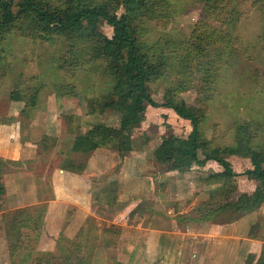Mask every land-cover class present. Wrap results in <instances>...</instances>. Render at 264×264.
<instances>
[{
	"label": "rangeland",
	"instance_id": "obj_1",
	"mask_svg": "<svg viewBox=\"0 0 264 264\" xmlns=\"http://www.w3.org/2000/svg\"><path fill=\"white\" fill-rule=\"evenodd\" d=\"M17 1L13 2L14 12ZM38 2L58 11L66 22L80 10L70 0ZM83 2L100 12L95 29L110 37L112 26L105 18L118 17L123 13L118 0ZM205 2L149 0L140 13L131 19V25L141 53L160 67V73L148 81L151 98L162 103L167 96L175 102L183 101L191 106L200 116L199 134L204 145L198 149L199 159L216 156L225 160L236 173L231 181L236 189L229 197L230 201H225L220 193L215 197V208L236 200L242 193H250L256 185L245 173L246 169L251 168L249 158L231 154L227 150L237 147L242 136L249 139L252 149L264 147V0H225L217 11L210 12L205 8ZM230 10L233 12L229 19L226 14ZM201 23L221 30L224 39L205 44L204 55L194 56L189 67L183 69L180 67L183 53L179 47L196 42L193 31L201 32ZM93 39L90 34L50 32L33 19L25 17L16 18L7 27L0 25V109L7 111L14 95L24 102H30V97L34 95L36 103L50 106L49 110L40 112L41 119L45 115L49 120L57 117L58 126L62 129V135L57 140L58 149L63 152L68 151L75 135H82L92 125L118 127L119 124V112L101 107L111 92L113 81L106 60L94 53L96 45ZM190 130V122L179 117L173 109L146 105L140 125L126 130L133 142V149L126 154L130 156L126 158V165L129 172L133 169L134 174L127 171L123 180L114 179L115 201L111 202L107 196L108 181L95 185V214L93 220L83 224L82 234L75 238L60 237L58 242L57 237L56 247L51 251H35V247L32 248L24 264H37V260L41 263L45 258H50V264H136L138 258L135 254L130 256L129 250L136 235L134 225L141 222L137 220V215L144 214L148 220L153 219L158 225L168 227L169 221L161 218L169 215L165 208L173 209L174 205L163 204L165 199L173 201L175 197L180 198L185 194L195 196L199 195V191H205V196H208L210 190L205 186L206 177L222 170L215 160L207 159V169L193 164L188 168L186 178L183 172L166 173L170 171L169 162L156 161L153 152L162 136L173 134L186 137ZM49 139H44L47 146L54 140ZM103 150L110 156L108 149ZM123 158L115 155L110 161L108 157V168L103 173L104 176L108 175V180L119 172ZM32 167H37V163ZM162 172L169 177L166 185L161 181ZM185 178L186 183L183 181ZM150 183L155 184V189L160 193H152ZM222 183L220 180L215 182L213 188ZM42 188L44 194H48L46 183L42 184ZM95 195L98 196L96 200ZM132 199L140 200L129 209L128 216L123 215L122 224L117 223L113 218L116 212L123 213L125 205ZM200 203L199 200L197 210L203 214L207 209ZM260 208L258 206L255 211L264 220V212ZM220 211L214 214L213 222H230L241 216L236 212ZM172 216L176 217L179 225L184 221L179 215ZM42 227L43 224L40 232ZM253 229L264 238L263 226L256 223ZM3 230L0 217V233L3 232L5 237ZM72 240L75 242L72 243ZM31 245L35 246V243ZM17 250L12 259L20 264L23 251ZM229 256L227 261L223 260L225 263L230 262ZM171 258L172 255L167 257L161 254L157 262L149 257L143 260L144 264H174ZM188 258L185 257L187 261Z\"/></svg>",
	"mask_w": 264,
	"mask_h": 264
},
{
	"label": "crops",
	"instance_id": "obj_2",
	"mask_svg": "<svg viewBox=\"0 0 264 264\" xmlns=\"http://www.w3.org/2000/svg\"><path fill=\"white\" fill-rule=\"evenodd\" d=\"M8 106L5 112L0 109V160L4 163L1 175L4 193L0 198V217L5 210L44 203L43 227L35 248L39 251H51L55 249L56 238L60 233L66 237H74L82 223L94 216L95 185H103L114 179L123 180L126 174H134L133 169L129 172L128 164L126 165L128 162L126 158L130 156H124L119 172L108 180V175L104 176L103 173L108 168V157L111 161L117 155L115 151L105 147L91 148L86 144H80L75 149H71L70 146L67 152H63L58 149L57 140L62 135V129L58 126L60 123L56 120L57 117L55 120L54 118L49 120L45 115L41 119L40 112L44 113L46 109H50V106L44 107V103L41 105L36 102L32 106L25 105L22 98L15 95L12 96ZM45 138L54 139L50 146L46 145ZM103 149H108L110 156H107ZM36 163L37 167L33 168L32 165ZM205 165H202V169H207ZM188 168L170 169L166 173L183 172V177L187 178ZM162 174L161 181L166 185L169 180L168 174L163 172ZM158 178L161 179L160 176ZM186 178L183 180L185 183ZM215 182L219 180L206 177L205 186L211 190ZM43 183L48 186L46 195L43 192ZM150 188L152 193L154 191L160 193L155 189V184L150 183ZM204 192L199 191V195L195 196L185 194L180 198L175 197L173 201L169 200L170 198L165 199L166 203L163 204L174 205L173 209H176L174 211L168 206L165 208L169 215L161 219L169 221L168 227L158 225L153 219L148 220L144 214L137 215V220L141 222L134 225L136 235L129 250L130 256L131 254L137 256L136 264H144L143 258L147 257L155 258L157 262L158 258L161 259V254H166L167 257L172 255L171 262L174 264L192 262L193 264H222V262L233 264L239 261L243 264L247 255H253L256 260L264 252L262 234L254 229L255 233H253L252 230L256 223L264 227V220L258 212L242 214L230 222H213V218H203L197 210L199 200L206 201L209 197V194L205 196ZM132 200L127 202L122 210L123 213L116 212V217L113 218L117 223L122 224L120 221L124 220H122L123 215L128 216L129 209L140 199ZM260 206L261 211L264 212V198ZM172 215L185 217L181 225ZM47 238L51 240L48 241ZM228 254H230V262L225 263L223 260L227 261ZM8 257L6 240L2 232L0 233V264H10ZM185 257L190 258L187 261Z\"/></svg>",
	"mask_w": 264,
	"mask_h": 264
},
{
	"label": "trees",
	"instance_id": "obj_3",
	"mask_svg": "<svg viewBox=\"0 0 264 264\" xmlns=\"http://www.w3.org/2000/svg\"><path fill=\"white\" fill-rule=\"evenodd\" d=\"M148 1L118 0L119 5L124 9L123 13L118 17L105 18L112 26V35L110 37L99 33L95 29L96 22L101 14L98 10L83 2V0H70V3L73 6H77L80 10L67 22L58 11L41 4L38 0H18L16 2V12L12 9L14 0H0V25L7 27L16 18L25 17L33 19L50 32L90 34L94 38L96 45L94 53L106 60L108 72L113 81L111 92L106 96L101 107L119 112V124L118 127L103 124L92 125L85 134L75 135L71 143V149H75L80 144H86L91 148H109L115 151L118 156H125L133 149V142L126 130L140 125L144 119L146 105H160L171 108L179 117L190 122L191 130L186 137H179L173 134L162 136L158 147L153 152L156 161L159 163L169 162V167L172 170H183L193 164L204 165L207 159L215 160L221 166V171L209 175V177L220 180L223 183L211 189L208 199L200 203V206H204L207 209L203 214L200 213L203 218H213L214 214L219 213L217 212L218 210H221L220 212H236L241 215L255 211L264 198V147L260 150H254L249 145V139L242 136L238 140L237 147L227 150L231 154L249 158L251 168L246 169L245 173L256 182V185L250 193H242L236 200L222 203L214 208L217 202L215 197H218L220 193L225 198V201H230L229 197L236 189L231 182L236 173L233 172L225 160L216 156H206L203 159H199L198 149L203 148L204 145L200 140L199 134L200 116L191 106L183 101L175 102L167 96L162 103H157L149 95L148 81L160 73V67L150 62L141 53L131 25V19L137 13H140L139 11ZM224 2L225 0H206L205 8L209 12L217 11ZM231 12L233 10L228 11L226 14L229 19ZM201 27L203 28L201 32L195 33L193 31L196 42H190L187 46L179 47L183 53L180 64L183 69L189 67L188 65L191 64L194 56L202 57L204 55L205 48L203 47L205 44L218 43L224 39V34L221 30L211 29V26L202 23ZM26 104L29 106L35 105V96L30 97V102L25 100ZM3 170L4 163L0 160V198L4 193L1 181ZM114 184L116 185V182L112 180L106 188V191L108 190L107 196L110 197L111 202L115 201L116 198L114 195L116 191ZM95 199H98V196ZM44 213V203L2 212L1 218L10 264H17L12 259V256L18 251L17 249L23 251L20 256V264H24L26 255L35 247H32L31 244L35 243L36 245L38 241ZM179 217L181 219L185 218L183 215H179ZM87 220H93V218H87L82 223L74 238L82 234L83 224ZM113 226L111 225V227ZM60 237L64 238L66 236L60 233L57 242ZM71 242L74 243L75 241L72 240ZM34 250L36 251V248ZM49 261L50 258H45L41 263L40 260H37L36 263L50 264ZM243 264H264V252L256 260H254L253 255H247Z\"/></svg>",
	"mask_w": 264,
	"mask_h": 264
}]
</instances>
